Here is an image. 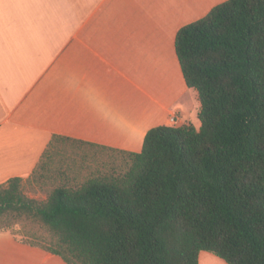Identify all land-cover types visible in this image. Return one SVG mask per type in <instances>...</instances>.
<instances>
[{"label": "trees", "instance_id": "obj_1", "mask_svg": "<svg viewBox=\"0 0 264 264\" xmlns=\"http://www.w3.org/2000/svg\"><path fill=\"white\" fill-rule=\"evenodd\" d=\"M175 54L197 92L198 128L151 127L139 152L117 151L125 171L62 183L39 201L24 182L42 174L53 139L77 141L53 135L26 180L0 184V228L34 218L50 242L20 240L67 264H198L200 251L264 264V0L215 5L178 29Z\"/></svg>", "mask_w": 264, "mask_h": 264}, {"label": "crops", "instance_id": "obj_2", "mask_svg": "<svg viewBox=\"0 0 264 264\" xmlns=\"http://www.w3.org/2000/svg\"><path fill=\"white\" fill-rule=\"evenodd\" d=\"M224 1L0 0V184L26 180L53 135L139 152L172 115L198 128L175 35ZM0 264L67 263L0 231Z\"/></svg>", "mask_w": 264, "mask_h": 264}, {"label": "rangeland", "instance_id": "obj_3", "mask_svg": "<svg viewBox=\"0 0 264 264\" xmlns=\"http://www.w3.org/2000/svg\"><path fill=\"white\" fill-rule=\"evenodd\" d=\"M41 161L42 174L36 172L33 179L23 184L24 194L39 201L62 183L77 186L91 176L123 172L129 164L128 157L121 152L60 138L53 139ZM0 231H10L19 239L43 244H48L52 238L44 226L31 217H23Z\"/></svg>", "mask_w": 264, "mask_h": 264}, {"label": "built area", "instance_id": "obj_4", "mask_svg": "<svg viewBox=\"0 0 264 264\" xmlns=\"http://www.w3.org/2000/svg\"><path fill=\"white\" fill-rule=\"evenodd\" d=\"M177 121H178V119H177L176 115H172V116H170V118H169V122H170L171 124H173V126H174V124L177 123Z\"/></svg>", "mask_w": 264, "mask_h": 264}]
</instances>
